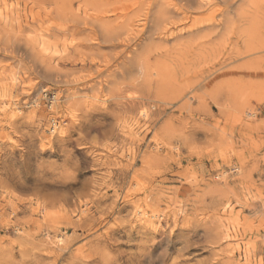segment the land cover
I'll use <instances>...</instances> for the list:
<instances>
[{
    "label": "rangeland",
    "instance_id": "374dc122",
    "mask_svg": "<svg viewBox=\"0 0 264 264\" xmlns=\"http://www.w3.org/2000/svg\"><path fill=\"white\" fill-rule=\"evenodd\" d=\"M0 264H264V0H0Z\"/></svg>",
    "mask_w": 264,
    "mask_h": 264
},
{
    "label": "snow or ice",
    "instance_id": "6c2138e0",
    "mask_svg": "<svg viewBox=\"0 0 264 264\" xmlns=\"http://www.w3.org/2000/svg\"><path fill=\"white\" fill-rule=\"evenodd\" d=\"M106 118L107 117L103 115L85 116L83 113H81L79 116L76 117V119L79 121L80 127L78 129H71L70 134L65 138V140L61 141V144L65 147L64 159L67 161L69 167H71L76 162V156H75L76 146L71 143V140L76 135V131L79 130L81 132H84V130L86 128H89L92 124H94L96 120L106 119Z\"/></svg>",
    "mask_w": 264,
    "mask_h": 264
}]
</instances>
